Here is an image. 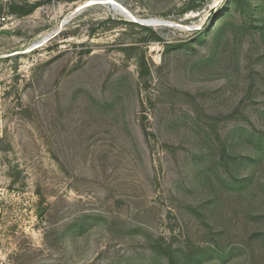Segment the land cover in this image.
Segmentation results:
<instances>
[{
  "label": "rangeland",
  "instance_id": "1",
  "mask_svg": "<svg viewBox=\"0 0 264 264\" xmlns=\"http://www.w3.org/2000/svg\"><path fill=\"white\" fill-rule=\"evenodd\" d=\"M0 264H264V0H0Z\"/></svg>",
  "mask_w": 264,
  "mask_h": 264
},
{
  "label": "trees",
  "instance_id": "2",
  "mask_svg": "<svg viewBox=\"0 0 264 264\" xmlns=\"http://www.w3.org/2000/svg\"><path fill=\"white\" fill-rule=\"evenodd\" d=\"M35 9V5H15V4H10L7 8L8 13L14 14L17 16H27L33 12ZM134 26V25H132ZM142 27V26H141ZM142 29L148 30L144 27Z\"/></svg>",
  "mask_w": 264,
  "mask_h": 264
}]
</instances>
